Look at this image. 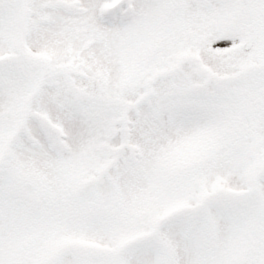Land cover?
Here are the masks:
<instances>
[{"label": "snow or ice", "instance_id": "1", "mask_svg": "<svg viewBox=\"0 0 264 264\" xmlns=\"http://www.w3.org/2000/svg\"><path fill=\"white\" fill-rule=\"evenodd\" d=\"M0 264H264V0H0Z\"/></svg>", "mask_w": 264, "mask_h": 264}]
</instances>
